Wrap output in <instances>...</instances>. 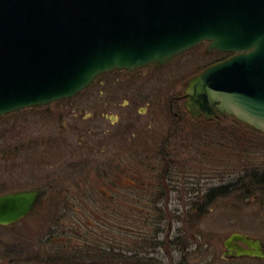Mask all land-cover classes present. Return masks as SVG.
Segmentation results:
<instances>
[{
	"label": "flooded vegetation",
	"instance_id": "flooded-vegetation-1",
	"mask_svg": "<svg viewBox=\"0 0 264 264\" xmlns=\"http://www.w3.org/2000/svg\"><path fill=\"white\" fill-rule=\"evenodd\" d=\"M204 52L219 55L210 64L231 55L208 51V48ZM164 66L151 65L133 72L109 71L90 85L99 82V91L90 93L83 101H69L81 95L79 93L39 106L50 116H45L49 121L42 118L49 124L42 127L49 131L60 119L61 130L55 134L41 130L44 135L36 145L38 161L34 165L37 185L20 189L38 190V200L29 215L8 227L21 225L25 232L26 220L39 210L50 213L47 219L52 224L47 232L40 234L38 243L18 242L24 244L19 251L27 254L35 247L38 255L46 253L68 264H164L154 256L160 251L170 256L169 264H190L187 257H197L200 250L192 252L189 247L196 240V232H191L192 236L187 238V231L199 227L201 212L217 200L206 205L203 198L216 197L219 190L230 188L236 181L245 185L250 182L246 178L249 162L244 161L249 156L248 142L236 138H244L239 133H248L251 127L229 115L207 117L201 113L193 116L186 109L184 98L190 78L183 82L181 93H171L167 82L142 76L144 72ZM120 72L127 76L114 75ZM111 74L114 76L106 77ZM92 96L98 97V107L90 113L85 130L78 131L80 140L74 146L65 137L64 130L73 127H67L64 118L76 116ZM218 148L229 157L243 159L242 175L231 178L219 172L218 162H213L215 158L219 160ZM201 157L208 160L204 167ZM20 164L23 169L28 167L26 162ZM226 169L229 174L233 172L229 166ZM123 177L130 180L129 187H123ZM96 179L102 186L100 191L96 190ZM66 181L70 186H64ZM127 196L132 197L133 205L123 204ZM258 196L263 198L256 193L252 199L264 204V198L258 199ZM174 202L179 206L171 205ZM86 212L95 215L99 227L84 225L85 231H77L82 227V217L66 214L82 213L84 217ZM165 218L168 231L161 238L158 235ZM173 222H180L181 226L177 228L178 233L172 235ZM59 228L67 237L55 239ZM66 228L74 229L72 232L80 237L79 241L72 242L71 232L65 231ZM259 239L264 250V238ZM233 245L230 253L224 246L221 260L264 263V258L234 256L237 247L247 246L241 242ZM126 250H131L132 254L124 256ZM177 251L181 257L175 261L173 252Z\"/></svg>",
	"mask_w": 264,
	"mask_h": 264
},
{
	"label": "water",
	"instance_id": "water-1",
	"mask_svg": "<svg viewBox=\"0 0 264 264\" xmlns=\"http://www.w3.org/2000/svg\"><path fill=\"white\" fill-rule=\"evenodd\" d=\"M201 42L231 53L190 78L193 115H229L264 134V0H0V116L69 98L109 71L170 63ZM38 190L0 194V226L33 210ZM234 256L262 259L233 232Z\"/></svg>",
	"mask_w": 264,
	"mask_h": 264
},
{
	"label": "rangeland",
	"instance_id": "rangeland-1",
	"mask_svg": "<svg viewBox=\"0 0 264 264\" xmlns=\"http://www.w3.org/2000/svg\"><path fill=\"white\" fill-rule=\"evenodd\" d=\"M205 48H209L208 45L205 42L200 43L183 53L173 62L164 66V68L144 72L142 76L152 77V80L154 81L167 82L170 86L171 93H181L184 81L193 77V75L198 74L206 68L207 65L209 66L211 62L216 61V58H219V55L206 54L204 52ZM114 75L120 77L127 76L125 73L121 72ZM114 75L111 74L106 77H113ZM137 78H139V76ZM99 88V82H97L94 86H90L80 92L81 95L75 96L69 101L71 103L83 101L88 97V95H91L90 93H97ZM91 99L92 100L82 105L81 109L75 113L76 116H66L64 118L67 127H73V129H65L64 132L67 135L65 137L72 141L74 146H77L80 140V133L78 131L85 130L89 123L90 113L94 112L98 107V97L92 96ZM45 116L48 117L49 115H46L44 109L39 106L22 109L8 115L0 116V194L25 189L27 187L31 188L32 186L37 185V182L34 180V165L35 161H38L36 160L37 155L35 154L38 149L36 145H39L38 141L44 135H41V130L43 133L49 132V134H55L57 132L60 133L62 123L60 119L56 120L51 117L53 120H56V123H54V126L47 131L46 128L42 127L43 124L49 125L48 123H45L46 120L49 121ZM42 118H45L46 120ZM255 131L256 130L251 132L249 131L248 133H239V135L241 134V136L245 138L244 140H249L250 138L251 147L249 156L244 161L249 163L255 162L257 165H263L264 134ZM220 141H222L221 138ZM218 150L219 160L215 158L213 162H218L217 165L219 167V172H222L221 174H223L224 177L229 176L231 178H236L237 176L242 175L243 159L238 160L236 157H229L226 152H222L219 148ZM25 157H27V160ZM201 160L204 167L208 160L204 157H201ZM22 161L24 163L26 162V165H28L26 169L22 168L20 164ZM226 166H229L233 170V174L228 173ZM129 181L130 180L123 177V180L121 181L123 187H129ZM69 184L70 183L66 181L64 186H70ZM71 184L72 186L74 185L72 181ZM95 184L96 190L100 191L102 186H100V182L97 181V179ZM257 198L263 200L264 196L263 198L260 196ZM238 199L239 198L237 197L236 200L233 195L217 199L212 205L207 206L206 213L201 217L202 222L199 224V227L193 230L189 229V232L187 231V238L192 236L191 232H196V240L191 242V245L189 246L190 250L192 252L197 249L200 250L197 251V253H199L197 257L195 255L187 257L190 264H264L256 260H221L222 253L224 252V240L230 233L238 232L241 234H247L251 237L264 238V204L254 201L252 198L246 200L243 199L244 203ZM123 201V204L128 206L134 204L132 197L127 196L123 198ZM175 203L176 202L171 203V205L179 206ZM47 215L49 216L50 213H40V210L33 213L24 224V228L26 230L25 232L21 225H17L12 228L8 226L0 227V242H2V244H0V248L2 245L7 244L11 248L12 246L18 245V242L23 243L26 242V240L27 243H38L40 234L47 232L52 224V222L47 219ZM66 215L80 218L82 217L83 221L80 222L82 227H77L80 228L77 229V231H85L86 228L84 225L90 226V228H93V225L98 226L96 221L97 218L91 213H84V217L82 213H70ZM179 226H181L180 222L172 223V235L176 232L178 233L177 228ZM161 227L162 231L158 236L164 238L166 236V232L168 231L166 218L163 220ZM73 230L68 228L65 229V231L71 232L70 236L73 237L71 241L77 242L80 237H76L72 232ZM62 231L63 229L60 228L56 230L57 234L55 235V239L67 237ZM71 241L68 242L71 243ZM126 246H129V243ZM48 247L51 248L50 250L53 249V246L51 245ZM171 248L172 252L173 247ZM33 251L35 252V247ZM131 254V250H126L125 253H123L124 256H130ZM40 255L43 254L41 253ZM173 255L175 261L181 257L178 251L173 252ZM154 256L160 258L161 262L169 264L170 256L167 253L163 254V252L160 251V253H155Z\"/></svg>",
	"mask_w": 264,
	"mask_h": 264
},
{
	"label": "trees",
	"instance_id": "trees-1",
	"mask_svg": "<svg viewBox=\"0 0 264 264\" xmlns=\"http://www.w3.org/2000/svg\"><path fill=\"white\" fill-rule=\"evenodd\" d=\"M251 131L254 130L250 128V132ZM234 135L236 134L234 133ZM236 140L244 141V138H236ZM245 141L248 142L246 144L247 152H250V138L249 140L246 139ZM262 164L263 165H257L255 162L247 164L248 168H250L246 169V178L250 179V182L247 185L242 184L243 182L241 181H236L230 188L219 190L216 197H204V203L208 205L216 198H226L232 195L236 200L238 197V200L241 201H243V199L246 200L253 198L254 194L256 193H260V195L264 196V163ZM205 213L206 211L203 209L200 215L203 216ZM0 244H2V242H0ZM20 248H22V245L20 244L12 246L11 248L8 244L2 245L0 248V264H68L59 257L51 256L46 253H43V255H38V253H35L33 250L29 251L30 253L24 254L22 251H19ZM25 255L26 258H24Z\"/></svg>",
	"mask_w": 264,
	"mask_h": 264
}]
</instances>
